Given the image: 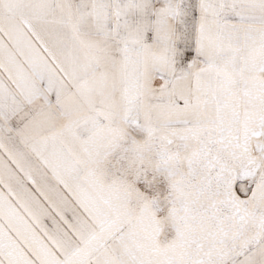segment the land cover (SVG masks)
I'll list each match as a JSON object with an SVG mask.
<instances>
[{"label": "snow or ice", "instance_id": "obj_1", "mask_svg": "<svg viewBox=\"0 0 264 264\" xmlns=\"http://www.w3.org/2000/svg\"><path fill=\"white\" fill-rule=\"evenodd\" d=\"M0 264H264V0H0Z\"/></svg>", "mask_w": 264, "mask_h": 264}]
</instances>
